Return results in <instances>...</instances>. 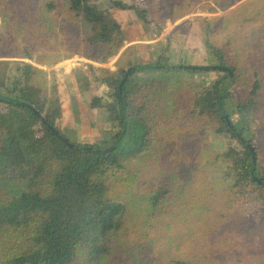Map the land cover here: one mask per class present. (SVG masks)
Returning <instances> with one entry per match:
<instances>
[{
	"label": "trees",
	"instance_id": "16d2710c",
	"mask_svg": "<svg viewBox=\"0 0 264 264\" xmlns=\"http://www.w3.org/2000/svg\"><path fill=\"white\" fill-rule=\"evenodd\" d=\"M31 1L38 9L37 21L31 19L35 24L17 11L2 15V23L11 29L4 40L0 38L4 46L0 49V188L16 184L17 191L0 193V264H264V227L259 226L264 215V4L252 16L229 25L228 37H222L219 25L211 26L218 16L201 18L202 47L208 58L204 65L227 66L232 71L229 76L219 69L186 67L204 66L194 62L170 65L169 33L162 38L165 52L154 63L131 60L128 48L132 51L135 39L125 28L122 12L132 10L140 24L161 29L159 33L166 29L155 16L148 19L147 7L122 0H101L97 7ZM144 1L153 6L155 0ZM205 1L206 7L196 1V12L215 14L238 0ZM181 9L180 17L193 10ZM105 47L110 57L117 58L116 72L94 64L105 61ZM76 55L94 62L89 77L77 71V78L96 79L102 85L97 104L107 112L116 108L96 144L76 143L62 132L59 97L55 87L49 93L46 83L52 80L46 81L50 77L46 74L51 73V78L55 74L46 67L71 62ZM9 64L13 68L6 87L4 71ZM129 67L133 69L120 90ZM154 70L196 74L197 91L185 110L191 117L224 126L243 147L221 154L227 162L223 184L237 195L220 210L218 222L191 233H173L164 227L160 229L164 237H158V226L151 223L154 215L148 220L141 200L130 195L128 172L130 162L157 143L153 117L172 107L153 100L166 97L170 90V79L152 77ZM241 91L244 95L237 96ZM230 99L237 100L233 111L228 108ZM29 106L80 148L64 144ZM233 114L240 119V128ZM251 127L254 132L245 138L243 132ZM239 136L254 148V165ZM165 193V189L155 191L150 203L157 206ZM146 222L150 224L144 226ZM146 247L151 252L143 255ZM156 252L169 259L157 262L152 259Z\"/></svg>",
	"mask_w": 264,
	"mask_h": 264
},
{
	"label": "rangeland",
	"instance_id": "374dc122",
	"mask_svg": "<svg viewBox=\"0 0 264 264\" xmlns=\"http://www.w3.org/2000/svg\"><path fill=\"white\" fill-rule=\"evenodd\" d=\"M64 3H80L83 7L99 6L98 1L85 2L81 0H62ZM139 7H147L148 19L156 17L159 24H166V29H154L148 25L140 24L132 10L122 12L125 28H130V33L135 39L132 51L129 47L131 60L140 64L154 63L158 55L164 50L163 37L169 33L171 38L169 62L174 65L177 62L208 63L203 43V17L218 16L219 20L212 23V27L219 25L222 37H228L229 25H236L239 20L255 14L264 4V0H238L233 5L217 13L196 12L198 5L194 0H155L154 4L146 5L144 0H122ZM205 0H200L201 6ZM96 6V7H97ZM192 7V12L180 17L181 8ZM17 11L22 13L28 21H37L38 9L36 2L31 0H0V38L8 35L11 28L2 23L3 13L10 14ZM170 12L172 16H170ZM15 14V13H14ZM12 14V17H15ZM178 14V18L176 15ZM32 19V20H31ZM32 24L35 22L32 21ZM172 29V30H171ZM171 30V31H170ZM227 30V32H226ZM170 31V32H169ZM126 47V48H127ZM105 61L96 63L81 55L72 56L71 62L58 64L54 67H46L49 71L54 69V76L47 73V85L49 93L51 87H55L60 106L59 124L62 132L69 140L74 142L85 141L96 144L102 137L103 128H108V120L116 108L107 112L104 105H98L96 97L102 91V85L96 84V79L79 80L77 71L85 76L91 75V62L95 65L108 67L116 72V57H110L105 47ZM0 49L4 46L0 43ZM173 49V50H172ZM123 52L120 51L119 55ZM121 57V56H120ZM0 54V59H2ZM13 58V57H11ZM14 59H20L14 57ZM230 60V59H229ZM227 59V63L229 62ZM13 65L9 64L4 71V84L7 87ZM1 69V68H0ZM172 71V70H171ZM167 70H154L152 77H160L165 81L170 79V90L166 97H154L160 105L170 103V112L156 114L151 121L154 128L157 143L152 150L142 153L130 162L129 174H131L130 195L141 200L142 212L152 225L158 226V237L163 236L161 228L167 227L173 233L193 232L200 226L216 224L218 215L222 208L230 206L233 202L234 191L224 185L223 176L226 171L227 162L221 157L228 148L242 150L241 144L224 131V126L210 122L206 118L191 117L186 111L192 105V97L197 90L195 82L196 74L171 72ZM53 74V73H52ZM96 85L93 90L91 87ZM52 90V89H51ZM92 94L90 96V93ZM244 92H238L241 97ZM107 100V99H103ZM228 108L233 111L236 99L231 100ZM96 103V108H91ZM104 103V102H103ZM155 104H152L154 106ZM186 108V110H185ZM157 109H155V113ZM234 124L237 128L242 125L238 116L233 114ZM108 124V125H107ZM254 128H246L243 132L245 138H249ZM111 143V142H110ZM227 187V189H226ZM160 189L166 193L157 206L152 205L150 200L152 194ZM7 190L17 191L16 184L0 188V193L5 195ZM1 199V198H0ZM155 206V207H153ZM150 224L146 222L144 226ZM259 226L264 227V215ZM157 229V227H156ZM158 241V240H157ZM166 244V242H164ZM143 255L151 252L146 247L141 250ZM157 262H166L169 256L166 253L156 252L153 258ZM149 259V260H152ZM148 260V261H149Z\"/></svg>",
	"mask_w": 264,
	"mask_h": 264
},
{
	"label": "water",
	"instance_id": "95a60500",
	"mask_svg": "<svg viewBox=\"0 0 264 264\" xmlns=\"http://www.w3.org/2000/svg\"><path fill=\"white\" fill-rule=\"evenodd\" d=\"M175 67H180V66H175ZM186 67H191L192 69H196V68H202V69H207V68H210V69H219V70H223V71H227V73L229 74V76H232V71L229 67L227 66H224V65H204V66H186ZM133 69V67H129L128 70L126 71V74L125 76L122 78L121 82L119 83V89L121 90L122 86H123V83L127 77V75L130 73V71ZM29 108L35 113L38 115L39 119L47 126L51 129V131L64 143L66 144L68 147L70 148H80L79 145L75 144V143H72L70 142L63 134L59 133V131L57 129H55L46 119L43 115H41L40 113H38V111L33 107V106H29ZM225 121H226V124L227 126L229 127V129L231 131H233L236 135H238V133L235 131V128L233 127L230 119L228 117H225ZM240 140L242 141V143H244L248 149L250 150L251 152V155H252V163L253 165L255 164V150L254 148L249 144L247 143V141L242 137V136H239ZM115 147H112V148H107L106 150L109 151V150H112L114 149ZM254 179H256L257 181H259L257 179L256 176H254Z\"/></svg>",
	"mask_w": 264,
	"mask_h": 264
}]
</instances>
